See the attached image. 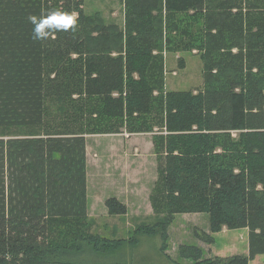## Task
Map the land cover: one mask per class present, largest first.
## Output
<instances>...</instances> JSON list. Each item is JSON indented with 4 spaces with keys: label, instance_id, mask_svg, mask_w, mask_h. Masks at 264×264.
<instances>
[{
    "label": "trees",
    "instance_id": "1",
    "mask_svg": "<svg viewBox=\"0 0 264 264\" xmlns=\"http://www.w3.org/2000/svg\"><path fill=\"white\" fill-rule=\"evenodd\" d=\"M125 4L119 30L85 0H0V264H137L127 257L138 235H161L166 252L175 215L190 212L209 214V231H194L207 244L225 227L249 240L248 254L225 257L181 244L191 264L264 254V0ZM55 9L77 25L34 40L28 16ZM190 10L204 17V87L167 91L165 31ZM123 129L154 133L156 221L107 238L88 213L86 136ZM105 204L128 211L117 197Z\"/></svg>",
    "mask_w": 264,
    "mask_h": 264
},
{
    "label": "rangeland",
    "instance_id": "2",
    "mask_svg": "<svg viewBox=\"0 0 264 264\" xmlns=\"http://www.w3.org/2000/svg\"><path fill=\"white\" fill-rule=\"evenodd\" d=\"M85 11L108 25H116L119 30L126 27L125 0H85ZM163 15L166 19L165 12ZM175 20L178 29L168 28L164 36L165 89L197 92L204 87V60L199 48L204 17L190 10L177 13ZM153 134L123 129L120 133L86 136L88 213L90 211L94 233L107 238H129L140 224L156 221L150 202L158 178ZM110 197L125 203L127 213L110 214L105 204ZM209 227L208 213H177L169 227L166 252L161 250V235H138L139 244L127 260L137 264H191L192 260L180 256L181 244L200 246L205 257L249 253L248 229L225 227L214 234L215 243L207 244L197 238L194 231L195 228L209 231ZM251 264H264V254L257 255Z\"/></svg>",
    "mask_w": 264,
    "mask_h": 264
},
{
    "label": "clouds",
    "instance_id": "3",
    "mask_svg": "<svg viewBox=\"0 0 264 264\" xmlns=\"http://www.w3.org/2000/svg\"><path fill=\"white\" fill-rule=\"evenodd\" d=\"M28 22L32 25V37L37 41H45L53 33L73 29L78 22L75 11H62L59 9L42 12L39 15H29Z\"/></svg>",
    "mask_w": 264,
    "mask_h": 264
},
{
    "label": "crops",
    "instance_id": "4",
    "mask_svg": "<svg viewBox=\"0 0 264 264\" xmlns=\"http://www.w3.org/2000/svg\"><path fill=\"white\" fill-rule=\"evenodd\" d=\"M89 215H90V211H89ZM247 229V228H246ZM253 261V260H252ZM250 264H251V262H250Z\"/></svg>",
    "mask_w": 264,
    "mask_h": 264
}]
</instances>
